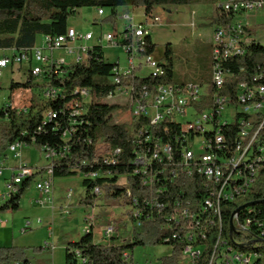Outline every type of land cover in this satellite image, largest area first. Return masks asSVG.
I'll return each instance as SVG.
<instances>
[{
  "label": "trees",
  "instance_id": "obj_1",
  "mask_svg": "<svg viewBox=\"0 0 264 264\" xmlns=\"http://www.w3.org/2000/svg\"><path fill=\"white\" fill-rule=\"evenodd\" d=\"M191 4L211 6L214 9L213 19L209 25L214 26L213 49L219 52L220 45L215 43L218 25L233 22L234 14L222 13L217 0H0V51H21L35 47L38 35L55 37L66 34L68 22L80 9L97 8L110 11L106 20L114 21L117 18V9L120 7L144 8L146 15L153 13L156 7L169 9L175 6H187ZM145 54L153 55L157 44L151 35L146 37ZM172 49L167 46L162 60L166 64L165 75L154 77H140L134 75L124 79L121 84L114 83L115 70L119 66L105 60L103 47L93 46L85 61L69 66L67 75L53 79V86L60 94L53 100H42L38 96L32 99V107L28 114H16L13 110L2 111L0 119V157L4 156L8 148L16 142L27 146H33L40 150L53 151L56 158L53 160V178H68L82 174L84 176L83 186L86 189V197L82 201L85 204H93L98 197L94 193L100 188L103 194L112 200H125L128 191L132 196L143 201L147 188L142 186L143 175L136 174L137 166L135 160L141 152H148L153 143H145V137L152 134L155 139H161L164 143L170 142L175 150V159H181L182 142L174 138L181 136V127L176 124L166 123L160 128L149 131L141 138L143 143L136 138L135 132L140 129L146 119L131 124L113 121V114L125 107L119 104L105 103L111 94L121 86H132L136 94L143 88L154 92L161 84H174V65ZM232 64L231 75L227 77V88L234 95L235 87L240 83H247L250 87L264 85V47L257 44L252 47L250 53L244 58H238ZM229 64V65H230ZM211 85V82H209ZM40 87L34 82V77L29 75L26 82L12 80L10 91L19 88ZM2 86L0 85V90ZM77 90H86L90 94V100L84 101ZM77 104L82 115L75 116L72 105ZM52 111L56 117L46 119L45 115ZM239 114L232 124L221 129L225 137V147L220 151L223 157H231L239 139ZM76 120V125L72 123ZM239 122V124H238ZM170 133L165 132V127ZM71 128L75 131L65 138L64 134ZM135 128V129H134ZM212 137V136H211ZM103 141L115 151L121 150L117 156L116 163H106L98 153V144ZM41 169V172L45 171ZM98 173L96 179H90L89 175ZM164 177L163 173L159 174ZM123 178L125 183L120 184ZM34 177L27 178L20 187L17 194L5 203L0 212L12 210L18 212L24 194L30 187ZM199 179V178H198ZM193 178H180L175 182L166 181L165 191L159 197L160 203H164V211L157 209H143V226L133 231L132 240L128 243H118L116 236L108 244H97L94 242V230L85 233L77 242L69 243L66 247L65 264H132L133 252L137 247L167 245L172 247L173 254L162 257V264H178L183 251L189 245L186 239L187 232L170 220L174 202L180 200H201L205 194L204 187L199 185L201 181ZM130 199V201H129ZM165 199L168 201L167 205ZM246 204H253L252 211L243 209L234 217L237 225V216L240 219L248 216L253 220L255 234L259 233L257 222H264V164L260 169L258 178L250 189H244L240 196L232 202L223 200L222 231L215 224V229L206 231L207 238L203 244L202 252L194 264H209L215 253L218 241L220 244L228 245L230 249L238 252L257 254L259 257L253 264H264V241L254 244L238 243L235 233L231 232V220L234 213ZM143 207V205H141ZM150 215V219L146 217ZM203 216V215H202ZM203 219V218H202ZM165 224L171 227L164 228ZM234 225V226H235ZM261 232V231H260ZM174 236H177L175 238ZM198 246V243H191ZM43 248L34 249L39 252ZM0 264H33L27 256V250L18 246H0Z\"/></svg>",
  "mask_w": 264,
  "mask_h": 264
},
{
  "label": "built area",
  "instance_id": "obj_2",
  "mask_svg": "<svg viewBox=\"0 0 264 264\" xmlns=\"http://www.w3.org/2000/svg\"><path fill=\"white\" fill-rule=\"evenodd\" d=\"M232 8H239L238 23L236 30H229V22L218 25L221 32V45L219 52L212 55V81L211 85L206 84H183L171 85L161 84L154 92H149L147 88L136 94L132 86H121L104 101L116 100L122 97L127 101L125 105L126 118L132 122H139L146 119L147 123L140 126L136 138L143 143L141 138L153 129L160 128L163 124H176L181 127L182 135L174 138L182 142L180 151L181 159L176 161L175 148L168 142L155 139L152 134L145 137V143H153L148 152H141L135 160L137 166L136 174L143 175L142 186L147 188L143 201L132 196L128 191V198L131 199L129 209L133 223L136 228L143 226V209H157L164 211V203H160L159 197L165 191L166 181L172 182L182 178L198 179L199 185L204 187L205 194L201 200H180L176 199L174 208L170 215H166L170 220H174L180 228L187 232L186 239L189 245L183 251L179 264H194L202 252L206 231L209 228L215 229V220H223V205H221V188L226 186L228 180H237V189L230 190L231 193H238L241 188L252 187L251 174H260V169L264 164V85L250 87L247 83H240L235 87L234 95L227 88V77L231 75V67L234 60L246 57L252 47L257 43H264V24L258 25L248 21L249 13H264V0H231L224 1L222 13L229 15ZM103 10H99V15H104ZM137 8H133L131 13L125 14L123 20L126 22L125 29L121 32L115 31L105 38L110 45L121 46L127 54V66L115 70L114 83L121 84L124 79L137 75L138 70L148 68L149 75L154 77L164 76V67L160 60H156L153 55L145 54L146 37L150 36V30L154 26L163 24L161 16L154 12L146 15L144 22L134 24ZM92 33L79 34L75 29L68 28L66 34L55 37H47L44 48L33 47L21 51H10L8 55L0 57V79L7 69L12 73L28 77H34V82L40 87L19 88L10 93L8 99L1 96L3 87L0 90V119L2 111L13 110L16 114H28L32 107L34 96L42 100H53L60 91L53 86V79L61 78L68 73L67 60L65 57L55 58L46 54V51L55 52L63 50L65 54L73 58V64L81 63L88 57L93 46H86L80 43H87L93 40ZM103 41V38L100 40ZM230 64V65H229ZM16 67V69H15ZM25 67V68H24ZM1 85V83H0ZM2 86V85H1ZM84 101H89L90 94L86 90H77ZM242 108V121L239 124V144H236L231 157H223L221 150L225 147V137L218 129L219 126L232 124V113L224 117L226 108ZM74 115H82L77 104L72 105ZM192 112V113H191ZM46 119H53L56 115L48 111ZM208 120H215V127H208ZM72 123L76 125V120ZM135 129V128H134ZM165 132L170 133L165 127ZM71 128L64 134L74 132ZM212 136V137H211ZM27 146L16 142L11 145L4 156L0 157V177H3L7 166L6 160L9 156L14 159H21V149ZM50 164L46 170L36 171L28 166H21L17 172L6 180L3 200H11L18 193L20 187L27 178L34 177L35 174L43 176V180L37 183L36 188L44 195L50 196L54 188V178L52 163L56 158L53 151H43ZM98 153L106 163H116L120 149L113 151L109 145L103 141L98 144ZM165 175L163 178L159 174ZM98 173L90 174V179H96ZM94 193L102 195L103 191L96 188ZM73 190L67 192V197L71 198ZM129 199V201H130ZM165 199V203L167 204ZM37 204L44 205L43 200H38ZM143 205V207H141ZM168 205V204H167ZM170 205V204H169ZM168 205V206H169ZM246 210L252 211V206ZM242 212V210H241ZM240 212V213H241ZM203 215V216H202ZM150 215L146 217L150 219ZM237 216L235 225V237L241 243L254 244L264 241V222H257L259 233L255 234L253 220L246 216L243 219ZM203 218V219H202ZM94 218H88V228L85 233L90 232V226ZM30 224L26 225L28 229ZM171 227L165 224L164 228ZM261 231V232H260ZM117 226L108 225L101 229L100 243L108 244L116 236ZM177 238V236H174ZM191 243H198L195 246ZM203 243V244H202ZM46 247L52 249L51 244ZM259 257L257 254L235 252L229 249L228 245H221L217 249V262L215 264H253Z\"/></svg>",
  "mask_w": 264,
  "mask_h": 264
},
{
  "label": "rangeland",
  "instance_id": "obj_3",
  "mask_svg": "<svg viewBox=\"0 0 264 264\" xmlns=\"http://www.w3.org/2000/svg\"><path fill=\"white\" fill-rule=\"evenodd\" d=\"M78 12L74 17L70 18L69 24L80 29L84 32V35L87 32L92 33L95 40H98L99 37L103 38L101 44L104 47L106 62L116 63L119 60L121 68L126 67L128 58L124 49L121 46L110 45L105 38L108 34L115 31H122L126 24L124 20H121L119 16L114 21L106 20L110 12L106 10L105 15L101 16L98 14L97 8H84ZM124 12V10H120L119 14L123 15ZM155 14L162 17L163 24L154 26L150 30L152 40L157 44L156 53L153 54L154 58L160 60L162 64H166V61L162 60V58L167 46H170L174 65L172 83L203 84L205 88L206 84L212 81V55H215L212 46L215 25H209L214 15L213 7L197 4L175 6L169 9L161 7L155 11ZM247 17L250 23L264 24V13L251 12ZM134 24H140L138 18L134 20ZM81 44L92 46L94 41ZM3 54L4 52L0 51V57ZM63 56L67 60V67L73 65L74 62L71 56L64 52ZM150 71L148 68H143L139 75L147 77ZM12 80L24 83L27 77L19 74L14 75L10 68L4 72L0 83L3 87L1 96L6 97V99L11 93L10 85ZM105 103H116L125 107L127 101L125 98L118 97L116 100L105 101ZM236 111L237 109H234V107L233 110L227 107L224 117L230 116L232 113V120L234 121ZM126 113L123 109L115 112L113 121L119 124L133 123L132 120L126 118ZM43 151L45 150H40L33 146H23L21 149L22 161L10 158L7 164L8 170L21 163L40 171L41 168H47L50 160L47 159ZM8 175V172H5V176ZM42 180L43 176H35L22 198L18 212H13L12 210L0 212V219L3 220L5 226L10 230L7 234L10 236L11 230L14 231L17 244L26 248L27 256L31 258L33 264H65V249L67 245L64 244L67 243L71 234H74L72 238H77L78 233H85L86 220H88L89 215L93 216L91 214H99L105 217L115 211L116 213L107 222H104L102 228L108 225H116L117 227L120 225L118 229L120 233L124 226L127 232L125 236H131V240L133 231L140 229L135 227L129 204L125 200H112L104 195L96 200L100 206L93 207L83 203L82 201L86 197V189L83 186L84 176L82 174L68 178H55L54 193L49 196L53 200L42 208L36 204V199L43 194L36 188V185ZM5 183L6 181H4L0 193V208L8 202V200H3L2 198L5 191ZM119 183L123 184L125 180L120 178ZM69 189L74 191V196L70 200L65 196ZM61 204L63 207L60 206ZM65 211L70 213L65 215ZM28 223L30 226L24 231ZM0 226L4 225L0 223ZM116 234L118 233L116 232ZM3 235L4 233H2ZM125 236H122L123 240L126 238ZM125 240L127 241V239ZM47 243L56 246V248L54 250L48 249L46 247ZM36 248H43V250L35 252L34 249ZM172 254V247L167 245L137 247L133 252L132 264H162L161 258L172 256ZM254 260L255 258L253 257L252 261Z\"/></svg>",
  "mask_w": 264,
  "mask_h": 264
},
{
  "label": "crops",
  "instance_id": "obj_4",
  "mask_svg": "<svg viewBox=\"0 0 264 264\" xmlns=\"http://www.w3.org/2000/svg\"><path fill=\"white\" fill-rule=\"evenodd\" d=\"M161 7H156L155 9H154V13H155V11L157 10V9H160ZM96 9V8H95ZM132 9H133V7H130V8H127V7H120V8H118L117 9V18H118V16H119V18L122 20L123 19V17H124V15L125 14H129V13H131V11H132ZM138 9V13L135 15V18H134V20H136L137 18H138V21L141 23V22H143L145 19H146V13H145V9L144 8H137ZM120 10H124L125 12L123 13V15L121 16L120 14H119V11ZM141 10H143V11H141ZM110 12V11H109ZM79 13V12H78ZM98 14H99V9H98ZM104 15H105V13H104ZM104 15H102V16H104ZM117 18L115 19V20H117ZM140 19V20H139ZM144 19V20H143ZM143 20V21H142ZM116 22V21H115ZM125 22V21H124ZM126 23V22H125ZM124 23V24H125ZM125 26H126V24H125ZM68 27L69 28H73V29H75L79 34H84V32H82L80 29H77V28H75L74 26H72V25H70L69 24V22H68ZM125 29V27L124 28H122V31ZM117 30V29H116ZM119 32H121V31H119ZM87 33H90V32H87ZM86 33V34H87ZM213 37H214V30H213ZM46 39H47V37L46 36H43V35H38V37H37V40H36V44H35V47H38V48H44L45 49V46H46ZM102 38L101 37H99L98 38V40H95V37H93V40L92 41H94V44L92 45V46H95V45H101L102 46V42L103 41H100ZM81 44V43H80ZM212 45H213V39H212ZM103 47V46H102ZM103 50H104V47H103ZM4 52V54H3V56L4 55H8L9 53H11L10 51H3ZM63 52L64 51H55V52H50V51H46V54L47 55H49V56H52V57H55V58H61V57H64L63 56ZM65 53V52H64ZM104 53H105V51H104ZM156 53V52H155ZM72 61H73V58H72ZM117 63L119 64V66H120V68H121V65H120V61L118 60L117 61ZM25 68V67H24ZM125 68V67H124ZM141 70H142V68L141 69H139L138 70V76H140L139 74H140V72H141ZM141 77V76H140ZM10 158H13L12 156H9L8 158H7V160H6V166H7V164H8V160L10 159ZM14 159V158H13ZM21 159H22V152H21ZM21 159H19L20 161H22ZM15 160H18V159H15ZM21 166H26L24 163L22 164H20V165H15L14 167H12V169H10V170H8V168L6 169V172H8V176H5V174H4V176L3 177H0V193H1V189H2V187H3V184H4V181H6L7 179H9L11 176H12V174L14 173V172H17L18 171V169L21 167ZM28 167H30V166H28ZM32 168V167H31ZM35 169V168H34ZM42 169V168H41ZM36 171H38L37 169H36ZM40 171V170H39ZM35 176H40V174H35L34 175V178H35ZM54 188H55V180H54ZM54 188H53V192H52V194L54 193ZM70 190V189H69ZM68 190V191H69ZM71 190H73V189H71ZM42 194V193H41ZM65 196H67V194L65 195ZM73 196H74V191H73V194H72V197L71 198H68V197H66L67 199H72L73 198ZM38 200H43L44 201V205L43 206H41L42 208L43 207H45V205H47V203H49V202H51L52 200H53V198H52V200H51V197H49V196H47V195H44V194H42V196H40L39 198H37L36 199V204H37V201ZM93 207H97V206H100L99 205V202L98 201H95L93 204H91ZM21 206V205H20ZM40 206V205H39ZM60 206H62V204L60 205ZM63 207V206H62ZM70 212L69 211H65V215H67V214H69ZM114 213H116L115 211H112V213H109L107 216H105V217H103V216H100L99 214L98 215H94V214H91V215H93V216H90L89 215V217L88 218H94V221H91V224H90V226H92L93 227V230H94V242L95 243H97V244H99L100 243V240H101V229H102V226H104V222L106 221H108V219L110 218V217H112V215L114 214ZM40 218V217H39ZM125 222V221H124ZM0 223L2 224V225H4V226H0V246H11V245H14V246H18V247H22L21 245H19V244H17V242H16V236H15V234H14V231H12L11 230V233H10V236H9V234H7V233H9V228H7L6 226H5V223L3 222V220L2 219H0ZM88 222H87V220H86V226H85V232H86V229L88 228ZM99 227V228H98ZM119 227H120V225L117 227V233L118 234H116V238L118 239L117 240V242L118 243H125V242H123V241H126L125 239H127V241H126V243H128V242H130V240H131V236L130 237H127V236H125L126 234H127V232L125 231V229H124V226L122 227V229H121V231H120V233L118 232V229H119ZM98 228V229H97ZM51 230V229H50ZM126 230H127V228H126ZM130 231V230H129ZM2 233H4V235L2 236ZM85 233H83V234H81V233H78V236H77V238H72V237H74V234H71V237L70 238H68V241H67V243H65L64 245H68L69 243H72V242H77V241H79L81 238H82V236L84 235ZM122 236H125L126 238H124V240H123V238H122ZM2 237V238H1ZM7 239V240H6ZM48 244V243H47ZM101 244V243H100ZM53 246V245H52ZM67 247V246H66ZM48 248V247H47ZM56 248V246H53V248L52 249H50V248H48V249H50V250H54Z\"/></svg>",
  "mask_w": 264,
  "mask_h": 264
},
{
  "label": "bare ground",
  "instance_id": "obj_5",
  "mask_svg": "<svg viewBox=\"0 0 264 264\" xmlns=\"http://www.w3.org/2000/svg\"><path fill=\"white\" fill-rule=\"evenodd\" d=\"M224 1H231V0H217V4L219 5L220 8H222V4H224ZM230 13L234 14V19H233V22L229 25V30H236V23H238V18H239V8H232V12H230ZM215 43L217 45H221V32H219V28L216 30ZM257 44L263 46V43H257ZM235 108L237 109L236 114H235V118H236L239 114L242 115V108L241 107H234V109ZM232 118H233V116H232ZM240 118H242V116ZM241 121H242V119L240 120V124H241ZM238 124H239V122H238ZM208 127H215V120H208ZM237 144H239V139L237 141ZM257 178H258V174H251V183L254 184V182H256ZM234 189H237V180H228V182H226V186H223V188H221V204H222L223 200H229V201L233 202L236 199V197L241 195V193L243 192L244 189L248 190V189H250V187L241 188V190L238 191V193H231L230 194V190H234ZM247 208H245V209H247ZM240 212L234 213V215L232 217L233 224H234V217L237 214H239ZM215 224L218 226L220 231H222V220H215ZM232 231L235 233V226H234V229L231 230V232ZM238 243H240V242H238ZM223 244H220V242L218 241V243L216 245L215 253L212 256L209 264H215V262H217V249H221V245H223ZM235 252H238V251H235Z\"/></svg>",
  "mask_w": 264,
  "mask_h": 264
},
{
  "label": "water",
  "instance_id": "obj_6",
  "mask_svg": "<svg viewBox=\"0 0 264 264\" xmlns=\"http://www.w3.org/2000/svg\"><path fill=\"white\" fill-rule=\"evenodd\" d=\"M253 204H246V205H244V206H242V207H240L237 211H236V213H238V212H240L241 210H243V209H245V208H247V207H250V206H252ZM234 229V224H233V219L231 220V230H233Z\"/></svg>",
  "mask_w": 264,
  "mask_h": 264
}]
</instances>
